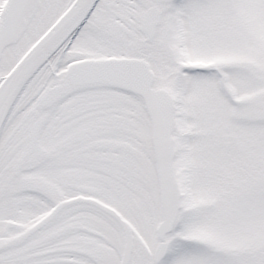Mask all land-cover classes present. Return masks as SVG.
<instances>
[{"label": "snow or ice", "instance_id": "1", "mask_svg": "<svg viewBox=\"0 0 264 264\" xmlns=\"http://www.w3.org/2000/svg\"><path fill=\"white\" fill-rule=\"evenodd\" d=\"M0 264H264V0H0Z\"/></svg>", "mask_w": 264, "mask_h": 264}]
</instances>
